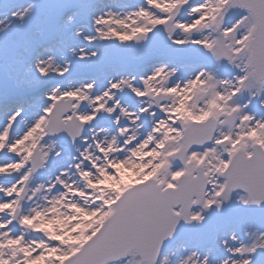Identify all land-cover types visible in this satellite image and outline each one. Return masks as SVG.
Here are the masks:
<instances>
[{
  "label": "snow or ice",
  "instance_id": "6c2138e0",
  "mask_svg": "<svg viewBox=\"0 0 264 264\" xmlns=\"http://www.w3.org/2000/svg\"><path fill=\"white\" fill-rule=\"evenodd\" d=\"M0 264H264V0H0Z\"/></svg>",
  "mask_w": 264,
  "mask_h": 264
}]
</instances>
